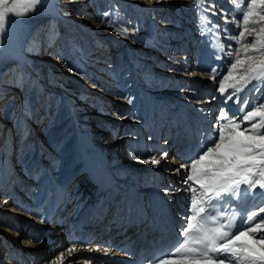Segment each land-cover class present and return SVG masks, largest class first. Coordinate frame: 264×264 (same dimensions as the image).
<instances>
[{"label":"rangeland","instance_id":"1","mask_svg":"<svg viewBox=\"0 0 264 264\" xmlns=\"http://www.w3.org/2000/svg\"><path fill=\"white\" fill-rule=\"evenodd\" d=\"M48 2L49 0L42 3L37 11L26 16L9 14L6 31L0 35V58H7L6 63L0 62V92H4V95L0 96V101L2 102L3 98L11 92L12 96L18 97V99L13 97V101H18V105L12 112L9 124L0 123L2 124L0 129L4 127L10 136V141L12 139V145H10L12 150L14 149L13 160L11 161V153L4 156L5 162H8L10 167V173H20L19 161L24 158L28 159L27 162L29 163L35 160V164L33 163V167L36 166L35 172L45 166L46 169H43L46 174L45 179H48L50 173L47 168L51 165L46 164V160H56V165L62 164L67 159L68 161L76 160L78 142L77 138H74L77 133L74 132L88 127L90 131L96 130L93 129L92 125H95L98 117L96 114H92V109L89 108L91 104L88 102L89 99L97 101V105L104 101V104L111 110L110 113L113 116L111 123L114 125L109 124L107 128L109 137L116 135L133 138L130 146L133 152H137L139 149L138 139H141L143 147L152 144L150 145L151 148L148 149L150 154L148 150L143 151V159L149 155L160 159L157 153L161 151H168L169 153L171 143L167 136L170 133L173 134L180 127L183 126L184 128L186 125L184 129L182 128L183 132L191 130L186 132L189 133L188 137L194 133L193 137L198 134L197 137L200 138L202 135L199 132L202 126L216 121L220 105L218 102H212L214 107L206 109L210 112L206 111V113L212 118L201 117L200 123L197 122L199 114H194L196 112L194 106L200 105L202 108L200 113H205V108L211 106V104L209 106L205 104L206 100L213 96L215 90L213 88L207 89L204 84L197 85L188 77L191 76L193 64L199 63L203 47L206 48L210 44L212 45V52L217 53L218 38L216 33L219 30L212 28V24H224L223 26H226L229 31H232L233 28L236 29L235 23L225 24L226 16L229 20L232 18L229 15L234 10L231 0H50ZM210 4H212V8L209 7ZM221 9L224 10L223 15H221ZM214 11L215 15H213ZM105 13L108 15L105 16ZM238 19L242 24V13L238 15ZM96 21H103L106 25L102 33L112 34L116 39H120L118 41L127 38L128 42L123 43L122 40L118 46H109L113 44L112 41L103 42L93 28L92 22ZM261 23L264 24V22ZM241 24L240 28L243 27ZM210 28L211 32L209 31ZM123 29H127L126 35L121 34ZM220 32L222 36L219 37L224 41L225 34ZM185 36L187 37L185 38ZM252 38L248 37V40L250 41ZM182 39H186L183 45L188 44L184 47L186 52L182 48ZM231 43L234 45L233 41ZM133 45L140 48L139 50L136 48V51L143 53L133 52ZM149 50L151 51L150 55L155 58L158 55H163L164 58L161 60L166 63L164 64L165 67H162L166 72H159L157 75L160 77H156V81L162 83L161 80H163L164 83L162 86L159 83L160 88L155 91L150 89V86L145 85L143 87L139 83L141 77L143 78L145 75L143 67L147 65L143 62L144 57L142 56L149 55ZM46 51L51 56V60H54V62H48V65L51 66L49 74L52 73L53 81H56V86L60 88L56 89V92L52 91L53 88H50L52 92H48L47 81L42 83L39 78V74L41 76L47 69L45 68L41 73L35 71L36 63L41 64ZM193 53L196 54L194 59ZM181 56H185L187 62L184 69L182 68L183 57L181 58ZM28 57L34 58V66L33 62H29ZM157 58L159 59V56ZM231 59L234 60L235 57ZM226 62L230 64L229 57ZM210 65L211 62L201 65L198 72L200 73L199 76L201 73H206ZM7 68L9 69L5 72ZM179 74L182 76H178ZM9 81L13 86L12 90L6 86ZM258 83L260 82L253 81V84ZM121 88L122 93L116 92ZM250 88L252 89V85H249V90L246 89L241 96L251 100L253 95ZM29 92L32 93V102L28 104L29 108L24 110L21 104L23 105L24 97ZM248 92H250L249 95ZM226 93L228 95L231 92L227 90ZM160 94L161 96H159ZM143 95L146 97L151 95L149 99H152L158 113L166 112L165 119L167 122H162L165 125L162 136H156L160 132L162 134L163 129L157 130L154 117H152L147 128L140 129L141 132L136 131V125L132 123V128L126 132L123 124L117 122V119L130 121L129 118H133L131 116L134 115L129 110H137L134 108L135 103ZM197 101H200V104L196 103ZM63 103L64 105H62ZM71 109L74 110L73 114H70ZM19 111H22V114H19ZM197 112L199 113V110ZM29 114L33 116L28 117ZM169 115L172 116L169 117ZM157 117L159 119V114ZM34 121L42 125L40 128H43L47 137L46 140L44 138L42 141L41 147L36 145L38 142L33 141L35 138L31 124ZM198 125L201 126L198 127ZM167 127L168 129H166ZM191 128L194 130L196 128V131H192ZM154 129L156 135L154 134L152 141H148L150 131H154ZM4 130L1 138L6 136ZM93 137L90 142H87L88 145L91 143L94 145L96 139ZM74 139L76 143H74ZM20 141L26 143L23 150L16 145ZM167 141L169 149L164 143ZM129 143L130 140L128 139ZM164 145L166 146L164 147ZM101 156L105 157L106 153H101ZM169 156L170 154H168ZM171 157H175V155ZM150 166L152 167L151 164ZM161 166L158 165V167ZM152 168L156 169L157 166ZM177 168L178 166L174 167L172 172L169 171V176L166 174L169 178L166 185L169 183L168 189H172L168 191L169 193L181 196L180 191L175 189L183 190L187 186L182 185V177L175 171ZM57 169L55 171H58ZM153 169L152 173L157 174ZM10 173L7 171V166L1 163L0 158V191L4 190L2 194L0 193V205L4 204L3 199L9 198L12 202L19 203L20 206L16 208L12 202L8 205L14 207L21 214L24 213L30 217L43 214L44 204L37 203V201L38 199L41 200V196L44 195V184H36L41 175H37L38 180L29 182L28 186L21 189L19 193L18 187L23 183L25 176L17 174L18 177L11 181L12 179L9 180ZM54 176L57 179L58 175L55 174ZM79 178L80 175L74 177L73 184L77 183L76 180L79 181ZM151 178L153 179L154 176ZM185 193L189 192L185 191ZM184 196L186 199L182 206L183 210L188 206L191 198L189 194H184ZM258 202H260L259 205L253 211H258L259 207H264V196L261 195ZM250 205L252 204L250 203ZM59 210L58 207L56 211H53L54 217H59ZM53 213L51 214L53 215ZM176 215L180 216L181 214ZM258 215H262V213H258ZM19 217L20 215H16L15 212L1 213L0 210V264H41L50 253L48 240L53 229L45 233L41 239L29 237L27 241L35 244L33 249L21 248L23 244L21 245L20 240L27 236L25 234L32 231L34 225L26 223L24 228L18 226V230H16L15 226L19 224V220H17ZM54 217L51 222H55ZM256 220L258 221L259 218ZM94 241L90 240V242ZM25 250L27 251L25 252Z\"/></svg>","mask_w":264,"mask_h":264},{"label":"bare ground","instance_id":"2","mask_svg":"<svg viewBox=\"0 0 264 264\" xmlns=\"http://www.w3.org/2000/svg\"><path fill=\"white\" fill-rule=\"evenodd\" d=\"M47 1L48 0H42V3H44V2L46 3ZM49 2H50V0H49ZM209 7L212 8L213 7L212 4H210ZM203 12H204V10H203ZM223 13H224V10L221 9V15H223ZM92 25H93V28L95 29V31L97 32V35L101 38V40L103 42H105L107 40L112 41L113 44H111L109 46H113V47L118 46L119 45L118 43L122 42V40H123V43L128 42L127 38H122L121 41H118L120 39H116L112 34L102 33L103 30H105L104 27L106 26L102 21L92 22ZM223 25L220 24V26L222 28L226 27ZM242 28L243 27H241V29ZM238 31L239 30H237V27H236V29L233 28V30L231 32H234L235 34L238 35ZM220 33L221 32H219V36H222ZM186 37L187 36H185V38ZM220 38L221 37H219V39H217V53L216 54H214L212 52V45L208 44L206 48L203 47L201 54H200V57H199L200 61H199V63H197L195 65L193 64V68L191 70V76L188 77L189 79L193 80L197 85L198 84H204V86L207 89L211 90V88H213V90H215L213 93V96H211L210 98H208L206 100L205 104H208V106L211 104V106L206 107L205 110L203 109L205 111V113H203V114L200 113L202 110L200 105L194 106V107H196V112L199 110V113L198 112L194 113L197 115L199 114L197 122L198 121L200 122L201 117H210V115H208L206 113V111H208L206 109L207 108L210 109V108L214 107V104L212 102H215V103L218 102L220 107H224V105L222 104V100L224 99V97H221L218 89H219V80L223 78V75L227 74V68L230 67V64H228L229 62L228 63L226 62L228 60V57L225 55V53L228 50V45L232 41L234 42V48L239 47V45H235L234 40L226 39L224 37L225 40L223 41ZM185 41H186V39H182V45L184 44ZM220 43L224 44L225 53L220 52V50H219V44ZM231 44H233V43H231ZM186 45L188 46V44H186ZM186 45H183V47H182L184 52H186V48H184ZM136 48L138 50L140 49L139 47H136L135 45H133L132 51L135 53H138V54L143 53L142 51H139V52L136 51ZM158 49H160V48L158 47ZM47 52L48 51H46L44 53L41 64L39 63L40 65H38V63H36L37 67H36L35 71H36V73L37 72L41 73L46 68L47 69L46 72L44 74H42L41 76L39 74V78L42 80V83L43 82L45 83V80L47 81L46 86L48 88L47 89L48 92H52V91L56 92L57 91L56 89H60V88H58V86H56L57 85L56 81L55 82L53 81L54 79L51 76L52 73L49 74L51 66L48 65L49 64L48 62H50V61L54 62V60L53 61L51 60V56H49L47 54ZM194 52H196V51H194ZM148 53H149V55L148 54H145L143 56L140 55V56L144 57L143 62L147 65L143 67V69L145 70L144 77L143 78L141 77V79L140 80L138 79V80H139V83H141L143 87L145 85L147 87L150 86V89L155 91L158 88H160L159 87L160 84L162 86V83H164L163 80H161L162 83H160V81H156V77H160L159 75H157V73L159 74V72H164V73L166 72V70H164L162 68V67H165L164 64H166V63H163L164 61L161 60L164 58L163 55H161V56L158 55L159 56V59H158L157 58L158 56L155 58L154 56L150 55L151 54L150 50L148 51ZM195 55L196 54L193 53V59L196 58V57H194ZM241 55H242V53H241ZM217 56H220L221 58L217 59ZM182 57L183 56H181V58ZM3 58H5V57H3ZM28 59H29L30 63L33 62V66H34V64H35L34 58L28 57ZM182 59H183V63H182L183 67L182 68L184 69V67L186 66L185 64H187V62L185 61V56ZM110 60H112V59H110ZM6 61H7V58L6 59L0 58V62L6 63ZM208 62L209 63L211 62V65L209 66L210 67L209 70L206 73H201V75L199 76L200 73H198V72H199L200 66L205 64V63H208ZM8 69L9 68H7L5 72H7ZM212 69H218L219 72L222 73L223 75L218 74L216 76V79L213 80L211 78L212 77ZM224 70H226V71L223 73ZM152 71H153V73H152ZM45 75H47V76L45 77ZM178 76H182V74H179ZM6 86L8 87V89L12 90L13 86H11L10 81L6 84ZM50 88H53V90L50 91ZM152 90H150V91H152ZM116 92L122 93V88ZM228 92H233V89H228ZM11 93L8 94L5 98H3L2 102L0 101V115H1L0 116V123L5 122V123L9 124L12 112L14 111L15 106L18 105V101L17 102H15V100L13 101V97H15L17 99H18V97L12 96ZM242 93H240L239 95L241 96ZM249 93L250 92H248V95H249ZM192 94H194V93H192ZM3 95H4V92H0V96H3ZM256 95L257 96L264 95V91H262L261 93H257ZM31 96H32V93L29 92L26 95V97H24L25 100L23 102V105L21 104V107L23 106L24 110L26 108H29L28 104L32 102ZM150 96L146 97V95H143L140 98V100L138 99V101H136V103H135L134 108L135 109L137 108V110H135V111L129 110V112L131 111V113L134 115V116H131L133 118H129L131 122L130 121H124L121 119H117L118 124H123V127L127 130L126 132H128V130H130V128H132L131 123L136 125V128H135L136 131L141 132L140 131L141 128H144V127L147 128L148 125H150V123L152 121V117H154L156 120L157 130L159 129L161 131V129H163V130L165 129L162 122L166 121V119H165L166 118L165 117L166 112L161 111V113L160 112L158 113L156 108L154 107V103H153L152 99H149ZM159 96H161V94ZM173 96L176 97L175 95H173ZM214 96L217 98L213 99ZM225 96H227V93H225ZM253 99H254V96H252L251 100H253ZM88 102L91 103L89 105V108L92 109V114H96V116L98 117V120L96 121L95 125H92L93 129H96V130L90 131L89 127H88V128H83V130H78V132L77 131L74 132L75 134L77 133V135L74 138L75 139L77 138L76 140L78 142V144L76 145V148H77L76 160L68 161V159H67V161L63 162L60 165H56V160L55 161L51 160V159L46 160L45 161L46 164L51 165L50 167L47 168V170H49L48 172L50 173V175L47 173L49 175L48 179H45L46 174L44 173L45 171L43 170L45 168V166L40 168L39 171L35 172L36 166L33 167V163L35 164V160H33L32 162L29 163V162H27L28 159L23 158V160H25V161H23V160L19 161L20 164H19L18 168H19L20 173H17V174L20 176H22L21 174H23L25 176L23 183L21 184V186L18 187L19 193H20L21 189L25 188V186H28L29 182L36 181L37 175H41V177L39 178V182H37L36 184H39V185L44 184V189H43L44 195L41 196L42 197L41 200L38 199V201H37V203L41 202L44 204L43 214L35 215V217L26 216L24 213L21 214V213L17 212V210L15 209L17 206L18 207L20 206L19 203L15 202V201L12 202L9 198H6L5 200L3 199L2 201L4 202V204L0 205L1 213L2 212H5V213L6 212H9V213L15 212L16 215H20V217L17 219V220H19V224H17L15 226L16 230H18V226H20V227L22 226L21 228H24L25 227L24 225L26 223L28 225H34V227L32 228V231H31L32 233L29 231L30 233L28 232L27 234H25V236L26 235L27 236L23 237L20 240L21 245L23 244L21 246V248H25V249H29V250L33 249L35 247V244L27 241V239L29 237L30 238L38 237L37 239H41V238H43L45 233H48L49 230L53 229V231L51 232V235L49 236V240H48L49 241V248L51 249L50 253H49L48 257L45 260H43V262L41 264H55V261L58 260V258L61 256V254H63V256H64V260L62 261V264H115L121 258V256L124 254V249H118L115 246H113L111 243L105 244L99 238H93L92 236H90V237H86L84 239H78V237L75 235V232L78 230V225L76 223L78 222L80 216L82 217L83 215L78 216V213L71 214V211L73 212L74 210H77L76 208L78 207L79 208L78 211L80 213L82 212L80 207H82V208L84 207V205L86 203L87 196H88V198L90 197L91 193L96 188V184H97L96 182L99 180L100 177L105 179V178H107V176H109L106 180V184L108 187H111V189H113V191H115V192L117 190H120V192H122L123 190L127 189V186L133 185V187L135 189H137V192L141 197L148 199L150 205L152 206V210L157 213V216L160 220L163 221V220H167L166 218H168V220L173 221L175 224H180L179 221H181V220H179L180 219L179 216L175 217V214L176 213H182L185 210V209L183 210V208H182V206L185 204L184 200L186 199L184 194L191 195L190 192L185 193V191L181 189L180 190L181 196L178 195V198H177L178 201L176 199V201L172 202L171 200L173 198L171 196H168L170 193L168 191L167 192L165 191V189H168V187L166 188V182L168 180V177L165 176V174H167L169 171L172 172V169H174V167H176V166H178V168L180 167V163L182 162V158L187 154L188 149L194 143L198 142L202 136L200 138H198L197 137L198 134H197L195 137H193L194 136V133H193L191 136V137H193L192 139H191V137L187 136L186 139L179 137V138H177L176 141L174 138L172 140H170V143H171L170 147L174 146L173 149L176 148L178 158L169 156L167 160L161 161V163L159 164V165H162L161 167L157 166L156 169H153L152 168V167H154L153 165L151 167L150 163L144 162L145 160L151 159L150 155H149V157L147 156V158H145V159L142 158L143 151L145 150V152H146V150L151 148L150 145H152V144H148L147 147H143L141 139L140 140L138 139L137 143L139 145V149L137 152H133V151H131V147H130L132 142H133V138L131 139L130 137L126 138V136H116V135L109 137V135H108L109 131L107 130V128H108L109 124H111V126L114 125L113 123H111L112 117H113L112 114L110 113L111 110H109L108 107L106 106V104H104V101H101L100 104H98V105H97V101H91L89 99ZM133 103H132V105H133ZM196 103L200 104V101H197ZM19 104H20V102H19ZM62 105H64V103ZM226 107H229L232 109H237L240 106L236 105L230 101ZM68 110H69V108H68ZM125 110H127V109H125ZM246 110H250V109H246ZM168 112H170V111H168ZM73 113H74V110L71 109L70 114H73ZM19 114H22V111H19ZM158 114H159V119L157 117ZM32 116H33L32 114H29L28 117H32ZM171 116L172 115H169V117H171ZM210 118H212V117H210ZM240 118L242 119V115L240 116ZM215 122H213V123H215ZM0 126H2V124H0ZM41 126L42 125L36 123L35 121H34V123L31 124V127L33 129L32 130L33 137L35 138V140H33V141L35 143L38 142L36 145H38L40 147L42 146L41 144H42V141L44 140V138H45V140L47 139L43 128H40ZM208 127H209V123L203 125L199 134L203 135L204 131ZM3 130H4V127H3V129H0V142L2 144L5 143V145H3V150H2V147L0 146V158H1V163L5 164V166H7V171L10 173V167L8 165V162H5L4 154L11 153V161H12L13 160L12 153L14 152V149L12 150V146H11L12 145V139L10 141V136H8V132H6V130H4L6 133V136L4 138L2 137L3 141L1 140L2 139L1 134H2ZM113 130H111V131L113 132ZM154 131L153 130L150 131L148 141H152V137L154 136ZM188 131H191V130H188ZM192 131H196V129L195 130L192 129ZM101 133H103V135H100ZM160 134H161V132L158 133V135H160ZM92 136H94L93 138L96 139L95 143H94V145H92V143L88 145L87 142H90ZM75 139H74V143H76ZM128 139L130 140L129 144H128ZM164 143L167 146L169 144L168 141L164 142ZM25 144L22 143V141L16 143L17 147H19L21 150H23L25 148ZM167 149H169V146ZM25 152H27V151H25ZM103 152L106 153L105 157L101 156V153H103ZM149 154H150V151H149ZM24 155H26V154H24ZM176 159H177V161H176ZM9 162H10V160H9ZM55 169H57L58 171H55ZM152 169L155 170L157 172V174H153ZM17 174H14L13 172H11L9 174V180L12 179L11 181H14L15 178L18 177ZM55 174L58 175L57 179L54 176ZM78 175H80V178H79L80 180L79 181L76 180L77 183L73 184L74 183L73 178L77 177ZM152 176H154L153 179L151 178ZM70 184H72V185H70ZM3 191L4 190L2 189V191H0V193L2 194ZM259 192H260V190L257 189V195L256 196H258ZM150 194H152V195H150ZM147 195H150V196L148 197ZM154 196H156V199L154 198ZM165 199H166L167 203L164 201ZM255 199H257V198L255 197ZM11 202L15 208L10 207L8 205ZM189 202L191 203V198H190ZM250 203H251L250 197L241 196V199L239 201V204H240L239 211H240V214H243V217H245V220L247 219V216H245L244 211H246V207L249 206ZM158 204H162L163 206L160 207ZM58 207L60 209L59 214H61V215L58 214L59 217L57 218V217H54L53 211H56ZM137 207H138V205H137ZM189 207H190V204H189ZM230 208H229V210H230ZM247 210H248V208H247ZM51 213H53V215ZM263 215H264V213H263ZM53 217L55 219V222H51ZM41 220H43L44 222H41ZM236 224L239 225L240 220ZM122 238H124V237H122ZM90 240H92V241L96 240V241L90 242ZM68 249H75V251H73L71 254H69ZM106 250H107V253H106ZM26 251L27 250H25V252Z\"/></svg>","mask_w":264,"mask_h":264},{"label":"snow or ice","instance_id":"3","mask_svg":"<svg viewBox=\"0 0 264 264\" xmlns=\"http://www.w3.org/2000/svg\"><path fill=\"white\" fill-rule=\"evenodd\" d=\"M231 3L232 18L226 16L225 24L235 23L238 35L212 24L219 30L218 39L222 31L226 39L239 45L234 48L230 43L225 53L224 44L220 43L219 50L229 57L230 67L226 75L212 69L213 80L218 74L223 75L218 91L224 97V107L218 109L216 122H209L201 139L188 149L175 170L182 177V185L187 186L183 190L191 193L190 207H185L178 226V237L183 239L177 238L162 255H154L151 264H264V217L256 220L258 213H264V207L248 211L246 220L241 214L240 224H235L241 196L255 198L257 189L264 196V95H256L264 91V0ZM41 4L42 0H0V35L6 31L9 14L26 16ZM241 13L242 29L238 19ZM121 34L126 35L127 29ZM248 37L253 38L249 41ZM249 85L253 100L238 95ZM228 89L233 92L225 96ZM230 101L240 107H226ZM157 155L160 159L152 156L144 162L155 167L168 158L167 151ZM245 224L247 227L240 230ZM68 251L71 254L75 249ZM63 260L61 254L55 264H62Z\"/></svg>","mask_w":264,"mask_h":264}]
</instances>
